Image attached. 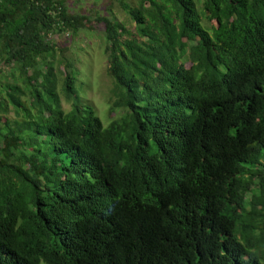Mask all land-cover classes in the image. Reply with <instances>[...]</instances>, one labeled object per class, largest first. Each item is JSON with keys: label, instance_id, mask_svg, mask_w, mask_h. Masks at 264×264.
Returning a JSON list of instances; mask_svg holds the SVG:
<instances>
[{"label": "trees", "instance_id": "obj_1", "mask_svg": "<svg viewBox=\"0 0 264 264\" xmlns=\"http://www.w3.org/2000/svg\"><path fill=\"white\" fill-rule=\"evenodd\" d=\"M65 1L0 0V264H264V0ZM95 25L103 119L54 67Z\"/></svg>", "mask_w": 264, "mask_h": 264}, {"label": "rangeland", "instance_id": "obj_2", "mask_svg": "<svg viewBox=\"0 0 264 264\" xmlns=\"http://www.w3.org/2000/svg\"><path fill=\"white\" fill-rule=\"evenodd\" d=\"M131 8L137 6V0H122ZM196 2V0H194ZM202 0H198V6ZM65 7L72 14L85 15L89 18L93 16H105L122 23L127 30L132 31L133 24L128 15L121 9L116 0H66ZM95 23V22H94ZM81 30L74 38L59 39L61 51L56 52L54 67H57V61L62 59L64 62L72 63L74 70L78 72L76 92L83 105L90 107L100 119L104 118L106 107L111 108L113 98L110 95V80L106 75V54L104 52V43L102 32L95 25L94 29ZM132 35L134 34L131 32ZM57 78L61 82L60 69H56ZM9 73V72H8ZM6 80L0 82V101L6 100V87L12 85L13 79L8 75H2ZM18 84V83H17ZM20 85V84H18ZM79 85V86H78ZM62 108L69 111V105L61 99ZM6 115L9 122L14 119L11 112ZM114 117L109 113L108 118Z\"/></svg>", "mask_w": 264, "mask_h": 264}]
</instances>
